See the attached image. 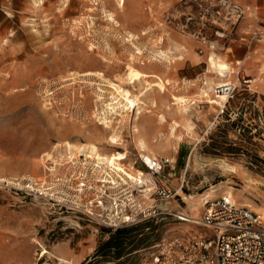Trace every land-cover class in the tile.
I'll return each instance as SVG.
<instances>
[{
    "label": "rangeland",
    "instance_id": "rangeland-1",
    "mask_svg": "<svg viewBox=\"0 0 264 264\" xmlns=\"http://www.w3.org/2000/svg\"><path fill=\"white\" fill-rule=\"evenodd\" d=\"M251 3L242 5L245 16L227 29V38L209 34L201 52L182 31L192 0H126L123 7L117 0H0V181L61 175L63 166L51 173L47 167L54 165L42 159L70 142L123 156L118 169L131 176L143 169L139 156L169 159L155 181L173 193L162 200L146 176L152 182L137 201L151 221L119 237L117 258L115 250L96 256L115 234L109 228L0 188V264H151L160 246L198 232L178 217L190 215L188 199L210 193L264 218V0ZM159 51L165 62L157 61ZM209 58L230 70L207 74ZM87 73H102L116 84L142 76L136 87L122 85L135 95L152 86L138 119L129 123L108 110L110 101L97 96L98 77L93 85ZM210 79L216 85L211 99L178 110ZM229 85L234 90L227 101L218 89ZM107 112L105 130L101 116ZM134 123L153 157L135 149ZM113 131L118 145L108 142Z\"/></svg>",
    "mask_w": 264,
    "mask_h": 264
},
{
    "label": "built area",
    "instance_id": "built-area-1",
    "mask_svg": "<svg viewBox=\"0 0 264 264\" xmlns=\"http://www.w3.org/2000/svg\"><path fill=\"white\" fill-rule=\"evenodd\" d=\"M192 1L194 8L184 14L182 31L199 44L201 52L210 43L209 34L227 38V29L235 28L245 16L244 7L237 0ZM158 59L159 63L165 62L163 58ZM233 90L228 86V95ZM105 114L101 120L109 119L110 112ZM138 160L143 169L131 176L127 171L80 155L63 166L61 175L46 181L32 177L2 180L0 188L41 198L68 213L80 214L100 226L116 230L148 219L137 201L139 196H146L148 183L152 182L146 176L156 184L155 194L162 200L173 195L170 190L159 188L155 181L171 161L147 160L144 156ZM178 219L185 222L190 218L180 215ZM192 220L189 224L198 227V232L160 246L151 264H264L262 215L237 205L228 196H220L205 200L200 217Z\"/></svg>",
    "mask_w": 264,
    "mask_h": 264
},
{
    "label": "bare ground",
    "instance_id": "bare-ground-1",
    "mask_svg": "<svg viewBox=\"0 0 264 264\" xmlns=\"http://www.w3.org/2000/svg\"><path fill=\"white\" fill-rule=\"evenodd\" d=\"M125 1L126 0H117L119 7H123L125 5ZM109 18L111 21L115 22V19L113 18L112 14L109 15ZM137 50H138L137 54L142 55V51L139 48H137ZM156 55H159V57L163 58L164 60H166V58H167V55L163 51H159ZM208 63H209V69H208L207 74H209L212 70H216L220 76H224L230 70L229 66L220 60L216 61L213 58H209ZM131 65H134V64H131ZM142 65H144V64H142ZM138 73H139V71H138ZM139 74L143 76V73L140 72ZM142 76L138 75L139 78H142ZM84 77H87L88 82H91V84H93V85H96L93 83V77H98L97 80L99 81L98 82L99 84L96 87V91H97V94H98L97 96H98L99 100L105 101L107 98L110 101V102L108 101L109 103L105 104V106H107L109 108L108 110H111V112L115 113L117 116H120L122 118L129 117V123H133V120L138 119L136 116H139L141 114V109L144 106V104H143L144 99H142V98L146 97L148 91L150 90L148 87H152L148 84L146 86V88L148 90L141 91L137 95H135L134 93H131L130 91L125 90L122 87V85L125 84V85H130V86L136 87L135 83L138 81V77L134 81L130 77L125 78V80L121 81V83H119V84H116L117 82L113 83V82L107 81L104 78V75L102 73L97 74V76L94 73H87L84 75ZM205 79H207V78H205ZM210 81H211V79H210ZM206 82H207V80L205 81V83ZM205 83H203V84H205ZM185 85H187V84L185 83ZM205 85H204L205 87H201L199 89L198 97H196L193 100L186 98L184 103L181 106H178V110H180L181 112L187 111L188 108H190L189 104L192 103V101H194V100L197 101L199 98L207 97L208 99H211V96L209 95V93L211 91L216 90V87L214 88V86H216V85L212 81L207 82ZM189 88H190V86H189ZM227 88H228V86L225 88H222V89H218V96L220 94H222V96H224V98L228 101ZM192 105H193V103H192ZM124 113H127V115H125ZM105 116H106V114H105ZM104 122H105V124H104L105 130L109 129L110 128L109 122L107 121L106 118L104 119ZM132 129H133V143H134L135 149H138L141 152H147V154L149 156H152L153 155L152 151L148 148L147 142L145 140L146 137L145 138L143 137L142 130L140 129V127H138L134 123V125L132 126ZM119 140H120L119 134L114 133V131H113V134L111 136H109V138H108V142L111 145H118ZM59 149H61V151ZM55 152H56V155L53 157V153H55ZM53 153L47 154L48 157L46 159L45 158L42 159V164H45V163L51 161V163L54 165L52 167H47L48 172H51V173H56V172H54V170L56 168H60V167L64 166L69 161H72V160H75L76 158H78L80 155H84L88 159L100 160L105 165H110V166H113L116 168H120L119 163L123 159V156H121V155L109 156V155L102 154L99 147L95 144L75 145L73 143L66 142L62 146L57 145L56 147H54ZM144 157L147 160L150 159V157H148V156H144ZM214 195H215L214 193L207 194L203 199H200L197 202H194V199H192V198L188 199V201L190 203L191 213H190V215H188V217L190 219L186 220L185 222H188V224H189L193 221L192 219H198L200 217L201 212H202L204 201L216 198V196H214ZM237 205H239V204H237Z\"/></svg>",
    "mask_w": 264,
    "mask_h": 264
},
{
    "label": "trees",
    "instance_id": "trees-1",
    "mask_svg": "<svg viewBox=\"0 0 264 264\" xmlns=\"http://www.w3.org/2000/svg\"><path fill=\"white\" fill-rule=\"evenodd\" d=\"M245 94L249 95L247 93V91H245ZM150 221H151V219L145 220L139 224L128 226V227H120L116 230L107 229V230H110L111 232L114 231L115 234L112 236V238L109 241H107L101 248H99L96 256H99V255L108 256L109 252L115 250V251H117V253H116L117 258H120L121 255H120L119 249H121L123 243L120 242L119 237H122L121 235L125 234L127 232L129 233V232L135 231L136 229H138V227H136V226L147 224ZM134 227H136V228H134ZM127 228H131V229H127Z\"/></svg>",
    "mask_w": 264,
    "mask_h": 264
},
{
    "label": "crops",
    "instance_id": "crops-1",
    "mask_svg": "<svg viewBox=\"0 0 264 264\" xmlns=\"http://www.w3.org/2000/svg\"><path fill=\"white\" fill-rule=\"evenodd\" d=\"M241 5H246V6H250L252 7L253 6V3H251V0H237ZM242 33H243V30L245 29V25L242 23L240 28ZM241 33V35H242Z\"/></svg>",
    "mask_w": 264,
    "mask_h": 264
}]
</instances>
